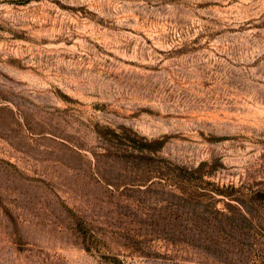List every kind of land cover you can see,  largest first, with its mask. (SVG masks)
Segmentation results:
<instances>
[{"label":"rangeland","instance_id":"374dc122","mask_svg":"<svg viewBox=\"0 0 264 264\" xmlns=\"http://www.w3.org/2000/svg\"><path fill=\"white\" fill-rule=\"evenodd\" d=\"M0 264H264V0H0Z\"/></svg>","mask_w":264,"mask_h":264}]
</instances>
